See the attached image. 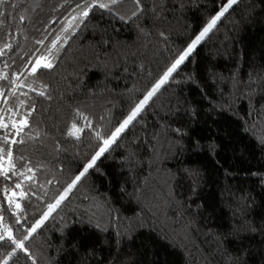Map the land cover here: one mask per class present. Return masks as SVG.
<instances>
[{
	"label": "trees",
	"instance_id": "16d2710c",
	"mask_svg": "<svg viewBox=\"0 0 264 264\" xmlns=\"http://www.w3.org/2000/svg\"><path fill=\"white\" fill-rule=\"evenodd\" d=\"M91 2L0 4V48L11 45L0 55V116L15 91L31 105L18 136L17 122L0 128L3 166L9 146L14 164L0 174V222L28 253L9 258L6 237L0 264H264V0H238L220 18L24 240L228 0H141L135 16L121 0L67 30ZM38 57L54 58L34 74L44 95L21 87ZM73 122L79 139L67 135Z\"/></svg>",
	"mask_w": 264,
	"mask_h": 264
},
{
	"label": "snow or ice",
	"instance_id": "6c2138e0",
	"mask_svg": "<svg viewBox=\"0 0 264 264\" xmlns=\"http://www.w3.org/2000/svg\"><path fill=\"white\" fill-rule=\"evenodd\" d=\"M121 0H108L107 3H102L100 0H92L91 3H84L83 6L77 5V8L83 7V10L80 12L81 17H87L89 15V10H91L94 7H99L102 9H109L111 5H116L120 3ZM133 2L136 4V11L132 12V16L137 15V12L140 11L141 8V0H133ZM238 2V0H228L226 4L223 5L221 10L213 16L207 24L203 27V29L199 32L198 35L195 36L194 39L191 40V42L187 45V47L178 55V57L174 60V62L167 68V70L163 73V75L156 81L155 84L152 85L150 90L147 91V93L143 96V99H141L130 111V113L127 115V117L120 123V125L111 133V135L107 138L103 139V147L99 148V151L95 153L91 157V160L88 161L84 168L83 171L79 173L72 181L67 185V187L64 189L63 193L60 194V196L55 200L54 203L48 204V210L43 213V216L40 220H38L35 225L29 230L28 235L24 237V240H27L29 236L32 235L36 231L37 228L40 227V225L43 223L45 219L48 218V216L54 211L63 201L67 194L76 186V184L81 180V178L89 171V169L93 168L95 165L96 160L106 151L109 145H111L117 137L136 119L138 114L141 112V110L144 108V106L152 99V97L158 92V90L161 88L162 85L165 84V82L168 80V78L178 70L181 64L184 63L186 58L190 55V53L195 49V47L213 30V28L216 26L217 21L220 20V18L234 5ZM5 3V0H0V4ZM15 7V5H13ZM4 13L0 12V16H3ZM121 19H124V17H120ZM21 21L24 20V17H20ZM73 19H76V17H73ZM3 21L0 20V26H2ZM163 35V34H162ZM55 44V41L53 42ZM10 44H5L4 48H10ZM4 48H0V55H3ZM52 63L47 60L46 57H38L35 61V63L31 67V73L30 74H36L38 70L41 68H46L50 69L52 68ZM3 78V77H0ZM40 95H44V92H40ZM23 103V102H21ZM77 115L80 116L83 120L87 121V117L83 116L82 113H79L77 111ZM21 127L16 129V135L18 136L20 132H22L23 127L27 126V121L26 120H21L20 122ZM88 125L91 126V122L88 121ZM8 125L6 123H3L2 120H0V128H7ZM15 127V124L13 125ZM83 129L79 128L75 122L71 124V126L67 130V135L72 138L79 139V133H81ZM97 136L99 137V133H97ZM4 142L9 143V138L8 134L6 133L4 136ZM15 143H22V141H18L16 139H12L10 141V144H15ZM5 149L0 148V174H4L5 178L6 172L11 171L14 168V164L12 163L13 161V153L12 149L9 146L6 156H7V161H8V168L5 169L3 166L2 161L4 160V154ZM28 171L30 172L31 169L29 168ZM13 175H16V172L12 173ZM20 175H24L23 173H20ZM28 179L29 177H25ZM17 188H20L21 185L17 184ZM13 196L16 195L15 192L12 193ZM21 198H23V193L20 194ZM9 203H13V201L10 199ZM16 208L19 209L20 205L17 203ZM15 215V213H14ZM3 217H0V220H2ZM18 222V221H17ZM4 227V232L5 235H0V242L5 241V238L7 237L8 241H11L12 244L15 245V248L13 249L12 252L8 253V257L10 258L12 255L15 254V250L19 249L20 251H24L26 255H28L27 250L25 249L23 240H14L12 238V233L11 230L7 228V226ZM3 264H8V259H5L3 261ZM33 264H35V261H33Z\"/></svg>",
	"mask_w": 264,
	"mask_h": 264
},
{
	"label": "rangeland",
	"instance_id": "374dc122",
	"mask_svg": "<svg viewBox=\"0 0 264 264\" xmlns=\"http://www.w3.org/2000/svg\"><path fill=\"white\" fill-rule=\"evenodd\" d=\"M100 2L107 3L108 0H101ZM81 11H79L78 13H76L75 15L72 16V18L70 19V22L67 24V27H66L67 30L68 29H75L77 27V25H80L82 23V21L85 19V17H81L80 16V12ZM73 17H76V19H73ZM47 60L50 61L52 63V65H53L54 58H47ZM31 67L28 70L27 77L22 82L21 87L23 89L27 90V91H36V92H39V93L43 92L44 91L43 86H41L40 84H38L36 82L34 74H30L31 73ZM21 102H23V103H21ZM30 114H31V105H30V101H29V95L20 90V91H15V93L12 95L10 103L7 105V108L2 112V114L0 116V120H2V122L6 123L7 125H12L13 126L15 124V126H16L15 122L19 123L21 120H26L27 121V119H28ZM2 129H5V128H2ZM111 145H109L108 148ZM103 146L104 145H102V147ZM1 230H3V227H2L1 222H0V231Z\"/></svg>",
	"mask_w": 264,
	"mask_h": 264
}]
</instances>
